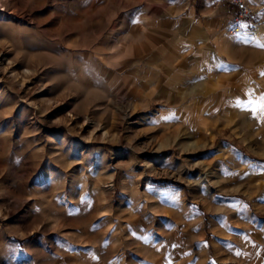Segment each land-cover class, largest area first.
I'll return each mask as SVG.
<instances>
[{
	"label": "rangeland",
	"instance_id": "obj_1",
	"mask_svg": "<svg viewBox=\"0 0 264 264\" xmlns=\"http://www.w3.org/2000/svg\"><path fill=\"white\" fill-rule=\"evenodd\" d=\"M248 1L260 30L226 24L179 68L178 16L226 0H0V264H256L264 0ZM163 71L184 110L152 87Z\"/></svg>",
	"mask_w": 264,
	"mask_h": 264
},
{
	"label": "crops",
	"instance_id": "obj_2",
	"mask_svg": "<svg viewBox=\"0 0 264 264\" xmlns=\"http://www.w3.org/2000/svg\"><path fill=\"white\" fill-rule=\"evenodd\" d=\"M207 9H203L201 12L200 19L195 18V8L193 7L192 11H190L186 17H181V19L178 16V23L182 24L183 26L186 23V35L183 36L184 29L181 31L182 35H180V38L183 39L184 42V48L180 50L181 55V64L179 68H184V60L182 59L185 57L186 54H184L185 50H189L191 47L193 48L194 45H199L201 43H207V42H216L215 40H222L218 39L217 34L218 31L221 29L222 26L228 25L231 23V19L234 15L233 8L230 5H224L220 6L214 15H210ZM181 20V21H180ZM180 26V25H179ZM261 28V27H260ZM235 39L239 38V36H232ZM226 39V38H225ZM225 39H223V43H225ZM231 40V39H230ZM228 40V41H230ZM233 41V39H232ZM216 44V43H215ZM186 62V60H185ZM152 64V63H151ZM149 68V67H148ZM178 68V69H179ZM240 71H236L234 73L232 72H226L223 73V77L220 80L221 84L224 89H228L233 87L235 84V81L239 80L243 73H238ZM166 71H163L162 75L160 77H156L152 83V87L156 88V90L159 89H165L164 95H167L166 97H169L170 95L179 94L177 96L180 102V106L176 105L174 106L173 103L170 104V108H167L171 111H182L184 110V102H183V91L181 92H175L173 89L174 87H183L182 86V76L179 77H172L168 75ZM219 81V83H220ZM150 86V87H151ZM219 90V87H217ZM174 99V98H172ZM170 101V100H169ZM216 107H219L220 105H215ZM259 179L262 181L264 180V174L261 173V175L258 176ZM258 208H260L259 211H264V201L262 203L258 204ZM249 243H251V246L254 248V256L256 264H264V225L260 226L258 228H255L252 231L251 238L248 240Z\"/></svg>",
	"mask_w": 264,
	"mask_h": 264
},
{
	"label": "built area",
	"instance_id": "obj_3",
	"mask_svg": "<svg viewBox=\"0 0 264 264\" xmlns=\"http://www.w3.org/2000/svg\"><path fill=\"white\" fill-rule=\"evenodd\" d=\"M227 4L233 8L234 15L231 19V23L228 26V33L233 36H238L249 32L250 35H254L257 31L258 24L252 21L255 14L254 7L248 0H226ZM251 21V28L246 27L245 21Z\"/></svg>",
	"mask_w": 264,
	"mask_h": 264
},
{
	"label": "bare ground",
	"instance_id": "obj_4",
	"mask_svg": "<svg viewBox=\"0 0 264 264\" xmlns=\"http://www.w3.org/2000/svg\"><path fill=\"white\" fill-rule=\"evenodd\" d=\"M260 27H261V24L259 23L257 29L260 30ZM258 30H257V31H258ZM257 31H256V32H257Z\"/></svg>",
	"mask_w": 264,
	"mask_h": 264
},
{
	"label": "snow or ice",
	"instance_id": "obj_5",
	"mask_svg": "<svg viewBox=\"0 0 264 264\" xmlns=\"http://www.w3.org/2000/svg\"><path fill=\"white\" fill-rule=\"evenodd\" d=\"M246 238V237H245Z\"/></svg>",
	"mask_w": 264,
	"mask_h": 264
}]
</instances>
